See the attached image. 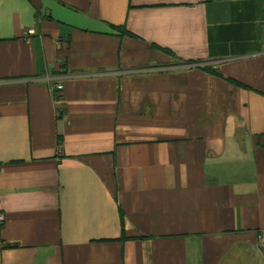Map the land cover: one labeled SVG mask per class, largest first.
<instances>
[{
  "label": "crops",
  "instance_id": "crops-1",
  "mask_svg": "<svg viewBox=\"0 0 264 264\" xmlns=\"http://www.w3.org/2000/svg\"><path fill=\"white\" fill-rule=\"evenodd\" d=\"M0 214V264H264V0H0Z\"/></svg>",
  "mask_w": 264,
  "mask_h": 264
},
{
  "label": "trees",
  "instance_id": "trees-1",
  "mask_svg": "<svg viewBox=\"0 0 264 264\" xmlns=\"http://www.w3.org/2000/svg\"><path fill=\"white\" fill-rule=\"evenodd\" d=\"M115 28L118 29L121 33H125V34L128 33L124 28H117V27H115ZM204 70L206 72H208V73H211V74H214V75H216L218 77H221V75L217 71H215V70H213L211 68H204ZM225 80L228 81V82H230V83H232V84H234V85L240 86L242 88H246L243 85L239 84L238 82H236V81H234L232 79H225Z\"/></svg>",
  "mask_w": 264,
  "mask_h": 264
},
{
  "label": "built area",
  "instance_id": "built-area-1",
  "mask_svg": "<svg viewBox=\"0 0 264 264\" xmlns=\"http://www.w3.org/2000/svg\"><path fill=\"white\" fill-rule=\"evenodd\" d=\"M32 33H33L32 30L28 31V34H32ZM57 88L61 89V86L59 85ZM3 222H4V215L0 214V226L3 224ZM261 241L262 243H264V239H261Z\"/></svg>",
  "mask_w": 264,
  "mask_h": 264
}]
</instances>
